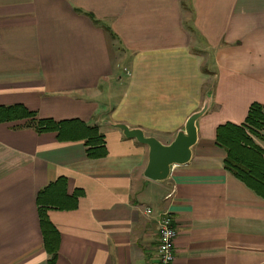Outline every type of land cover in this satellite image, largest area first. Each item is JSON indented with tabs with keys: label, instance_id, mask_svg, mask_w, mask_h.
Instances as JSON below:
<instances>
[{
	"label": "crops",
	"instance_id": "0c3cea01",
	"mask_svg": "<svg viewBox=\"0 0 264 264\" xmlns=\"http://www.w3.org/2000/svg\"><path fill=\"white\" fill-rule=\"evenodd\" d=\"M207 96L191 160L163 181L144 175L148 145L106 124L169 144ZM16 103L97 125L106 153L0 122V264H50L56 241L54 264H157L165 211L174 264H264V196L216 143L264 112V0H0V106Z\"/></svg>",
	"mask_w": 264,
	"mask_h": 264
},
{
	"label": "trees",
	"instance_id": "16d2710c",
	"mask_svg": "<svg viewBox=\"0 0 264 264\" xmlns=\"http://www.w3.org/2000/svg\"><path fill=\"white\" fill-rule=\"evenodd\" d=\"M24 118H31L32 124L39 131L57 132L60 141L84 140L89 146L88 154L91 156L106 153L104 136L99 133L97 125L90 126L80 119L56 121L52 118H38L35 111L29 110L21 103L0 106V122ZM262 130L263 106L253 103L244 123L238 125L228 122L218 127L216 143L227 150L224 161L226 169L264 196V150L252 138V135H255L264 141ZM50 251V264H54L57 258V241Z\"/></svg>",
	"mask_w": 264,
	"mask_h": 264
},
{
	"label": "water",
	"instance_id": "95a60500",
	"mask_svg": "<svg viewBox=\"0 0 264 264\" xmlns=\"http://www.w3.org/2000/svg\"><path fill=\"white\" fill-rule=\"evenodd\" d=\"M211 97L207 96L203 107L188 117L183 128L179 129L175 138L165 144L155 136H148L140 127H129L126 123L106 124L120 129L127 138H135L138 142L148 145V163L144 175L155 181L166 180L173 166L189 162L193 154V146L198 140V119L209 109Z\"/></svg>",
	"mask_w": 264,
	"mask_h": 264
},
{
	"label": "built area",
	"instance_id": "2783aa9c",
	"mask_svg": "<svg viewBox=\"0 0 264 264\" xmlns=\"http://www.w3.org/2000/svg\"><path fill=\"white\" fill-rule=\"evenodd\" d=\"M148 213H153V209L148 208ZM158 244H157V264H174L176 260L175 241L178 236V228L175 225L173 215L169 211L160 214L158 219Z\"/></svg>",
	"mask_w": 264,
	"mask_h": 264
}]
</instances>
